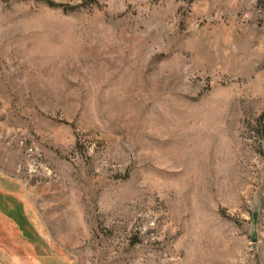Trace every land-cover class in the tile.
Segmentation results:
<instances>
[{"label":"rangeland","instance_id":"374dc122","mask_svg":"<svg viewBox=\"0 0 264 264\" xmlns=\"http://www.w3.org/2000/svg\"><path fill=\"white\" fill-rule=\"evenodd\" d=\"M45 1L0 0V264H264V0Z\"/></svg>","mask_w":264,"mask_h":264},{"label":"trees","instance_id":"16d2710c","mask_svg":"<svg viewBox=\"0 0 264 264\" xmlns=\"http://www.w3.org/2000/svg\"><path fill=\"white\" fill-rule=\"evenodd\" d=\"M42 1H45V0H42ZM45 2H47V4H49L50 6H56L55 3L53 2H50V1H45Z\"/></svg>","mask_w":264,"mask_h":264}]
</instances>
